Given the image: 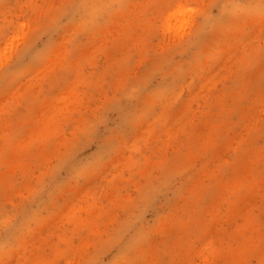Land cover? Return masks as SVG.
Returning a JSON list of instances; mask_svg holds the SVG:
<instances>
[{"label": "rangeland", "instance_id": "rangeland-1", "mask_svg": "<svg viewBox=\"0 0 264 264\" xmlns=\"http://www.w3.org/2000/svg\"><path fill=\"white\" fill-rule=\"evenodd\" d=\"M0 264H264V0H0Z\"/></svg>", "mask_w": 264, "mask_h": 264}, {"label": "bare ground", "instance_id": "bare-ground-1", "mask_svg": "<svg viewBox=\"0 0 264 264\" xmlns=\"http://www.w3.org/2000/svg\"><path fill=\"white\" fill-rule=\"evenodd\" d=\"M174 14H176V13H174ZM177 15V14H176ZM176 15H174V17L176 16ZM176 18H177V16H176ZM174 18H171V20H173Z\"/></svg>", "mask_w": 264, "mask_h": 264}]
</instances>
